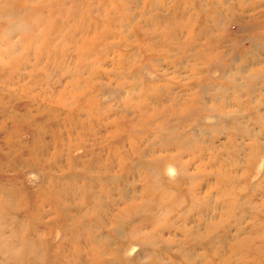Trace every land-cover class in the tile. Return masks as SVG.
Listing matches in <instances>:
<instances>
[{"label":"rangeland","instance_id":"374dc122","mask_svg":"<svg viewBox=\"0 0 264 264\" xmlns=\"http://www.w3.org/2000/svg\"><path fill=\"white\" fill-rule=\"evenodd\" d=\"M0 264H264V0H0Z\"/></svg>","mask_w":264,"mask_h":264},{"label":"bare ground","instance_id":"6f19581e","mask_svg":"<svg viewBox=\"0 0 264 264\" xmlns=\"http://www.w3.org/2000/svg\"><path fill=\"white\" fill-rule=\"evenodd\" d=\"M91 10H92V8H90ZM109 18H111V16H109ZM95 22H97V21H95ZM97 23H95V25H96ZM99 24V23H98ZM108 32V31H107Z\"/></svg>","mask_w":264,"mask_h":264}]
</instances>
